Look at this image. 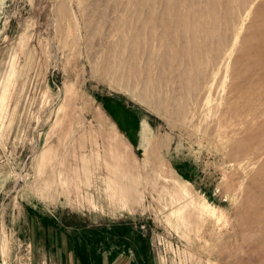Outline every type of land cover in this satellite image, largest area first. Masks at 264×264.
<instances>
[{
    "label": "rangeland",
    "instance_id": "1",
    "mask_svg": "<svg viewBox=\"0 0 264 264\" xmlns=\"http://www.w3.org/2000/svg\"><path fill=\"white\" fill-rule=\"evenodd\" d=\"M210 2L0 0V264H261L264 0Z\"/></svg>",
    "mask_w": 264,
    "mask_h": 264
},
{
    "label": "bare ground",
    "instance_id": "2",
    "mask_svg": "<svg viewBox=\"0 0 264 264\" xmlns=\"http://www.w3.org/2000/svg\"><path fill=\"white\" fill-rule=\"evenodd\" d=\"M216 3H217V1H216ZM218 3H220L219 1H218ZM217 3V5H220L221 6V3L220 4H218ZM246 3V1H241L240 2V6H242V5H244ZM210 4H211V7H212V5L214 6V2H213V0H211V2H210ZM222 4H225V3H223L222 2ZM227 4V3H226ZM225 4V5H226ZM229 4V3H228ZM227 4V5H228ZM224 5V6H225ZM208 6H210V5H208ZM216 7V6H215ZM215 7H212V8H215ZM218 8V6L216 7V9ZM216 9H211V10H215L216 11ZM216 13V12H215ZM191 49V48H190ZM188 59H195L196 60V62H197V60H198V56L196 55V54H190L188 57H187ZM201 60H202V62H203V60H205V58H203V56H202V58H201ZM207 61V60H206ZM206 61H205V63H206ZM208 61H209V59H208ZM210 62V61H209ZM198 68V67H197ZM204 70V69H203ZM202 70V71H203ZM198 77V76H197ZM200 81V80H199ZM193 85V84H192ZM197 85H198V83H197ZM193 87H195V86H193ZM198 87V86H197ZM196 90V89H195ZM196 94V93H195ZM175 99V98H174ZM97 118H99V120L102 122V119H103V117H102V115L101 114H99L98 116H97ZM118 139V138H117ZM116 139V140H117ZM113 150L117 153V155L118 154H120L122 151L125 153V156L127 157V150H126V145H124V143L122 142V140L121 139H118L117 140V142L113 145ZM129 154V153H128ZM147 155V157H150L151 155H153V153H152V150L150 149V151L146 154ZM132 157V156H131ZM130 158V157H129ZM125 159H128V158H125ZM129 161V160H128ZM124 163H126V162H124ZM125 168V169H127V170H135V168L137 167V165L135 164V162H134V159L132 158L131 159V161H130V163H126V165L125 164H123V162H122V165H121V168L119 169L120 171V173L117 175V177H116V182H114V183H111V185H110V195H111V198H115L116 199V203H118V204H121V205H130L131 204V202H132V200H133V198H134V195H135V192L134 191H132V189H131V187H132V183H130V177L128 178V179H126V178H124L125 177V173H123L122 171H124L122 168ZM127 174H128V172H127ZM175 178L178 180H181V181H183V182H185L184 180H182L178 175H175ZM178 180V181H179ZM246 203V202H245ZM248 203V202H247ZM242 205H244V204H242ZM249 207V206H248ZM252 209H254V208H252ZM251 209V210H252ZM257 209V208H256ZM249 210H250V208H249ZM248 209H247V211H249ZM251 210H250V212H251ZM252 211H254L255 212V209L254 210H252ZM261 211V210H260ZM260 211H259V213H258V211H257V213L256 214H254V212H253V214H251L250 212H249V215L248 216H243L244 217V219H245V224L243 225V224H241V225H239V230L241 231V233H243L244 234V232H254L255 233V239H253V238H251V239H253V241L251 240V241H246V239H245V241H244V243L245 242H247V246H248V249H249V251L250 252H252V253H254L255 254V259L259 262V263H261V264H264V223H263V220H264V217H262V214L264 215V213L262 212V213H260ZM247 215V214H246ZM243 217H242V219H243ZM241 218V217H240ZM189 219V218H188ZM236 222H237V220H236ZM242 222V221H241ZM243 222H244V220H243ZM243 225V226H242ZM239 234V233H238ZM250 235V234H249ZM248 237V236H247ZM249 244V245H248ZM258 245H261L262 246V250L261 251H259L258 252V248H257V246ZM231 255V254H230ZM227 259H229V258H227ZM238 259V258H237ZM248 259H249V257H248ZM234 260H235V258H234ZM250 261V260H249ZM227 262H228V260H227ZM226 262V263H227ZM233 262V261H232ZM239 262H241V261H239ZM233 264V263H232ZM242 264V263H241Z\"/></svg>",
    "mask_w": 264,
    "mask_h": 264
},
{
    "label": "crops",
    "instance_id": "3",
    "mask_svg": "<svg viewBox=\"0 0 264 264\" xmlns=\"http://www.w3.org/2000/svg\"><path fill=\"white\" fill-rule=\"evenodd\" d=\"M109 194V192L106 193V195ZM107 203H109L108 196H106Z\"/></svg>",
    "mask_w": 264,
    "mask_h": 264
}]
</instances>
